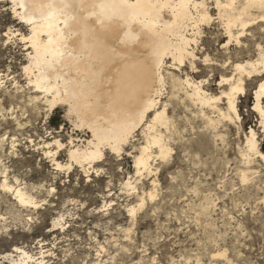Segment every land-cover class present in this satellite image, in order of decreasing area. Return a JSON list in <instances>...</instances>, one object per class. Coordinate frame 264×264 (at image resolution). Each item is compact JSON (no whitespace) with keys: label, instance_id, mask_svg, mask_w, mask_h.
Segmentation results:
<instances>
[{"label":"rangeland","instance_id":"374dc122","mask_svg":"<svg viewBox=\"0 0 264 264\" xmlns=\"http://www.w3.org/2000/svg\"><path fill=\"white\" fill-rule=\"evenodd\" d=\"M11 8L0 0V264L20 260L16 249L32 257L23 264H264V164L244 158L252 127L264 147L253 110L258 80L239 98V123L221 122L214 131L185 82L174 96L168 77L160 99L175 125L172 133L163 129L168 156L159 158L153 146L152 172H138L135 160L147 143L141 124L120 151L105 147L100 159L81 165L69 151L86 147L92 133L76 126L66 107L50 111L31 100L25 46L7 34L27 27ZM219 31L206 28L211 58L247 54L236 45L223 49ZM218 73L198 78L215 77L214 95L221 92ZM17 188L29 200H20Z\"/></svg>","mask_w":264,"mask_h":264},{"label":"bare ground","instance_id":"6f19581e","mask_svg":"<svg viewBox=\"0 0 264 264\" xmlns=\"http://www.w3.org/2000/svg\"><path fill=\"white\" fill-rule=\"evenodd\" d=\"M10 2L15 19L27 27V32L16 29L7 34L20 36L25 46L23 71L26 86L33 92L31 100L47 105L50 111L66 107L67 115L76 116L75 125L86 126L92 133L86 147L73 146L69 151L78 164L100 159L105 147L120 151L133 130L144 124L147 143L135 162L138 172L151 173L152 147L157 148L159 158L171 150L163 129L169 134L175 125L168 115L169 104L160 105L168 77L174 96L185 82L189 101L214 131L221 122L242 119L239 98L246 94L250 81L258 80L253 110L264 129V0ZM213 25L220 28L217 42L223 49L228 52L236 45L247 54L220 61L211 58L204 37L206 28ZM166 70L172 72L167 76ZM206 71L221 73L218 95L211 92L215 77L198 79ZM245 147L248 163L261 160L264 164V147L253 127ZM17 196L29 200L22 188H17ZM16 250L22 258L14 259V264L32 258Z\"/></svg>","mask_w":264,"mask_h":264}]
</instances>
